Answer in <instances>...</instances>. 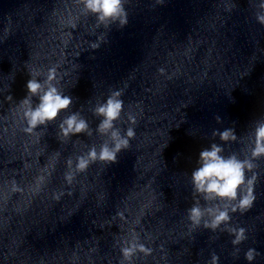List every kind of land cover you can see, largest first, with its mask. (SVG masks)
I'll return each instance as SVG.
<instances>
[{
	"label": "clouds",
	"instance_id": "9594fccd",
	"mask_svg": "<svg viewBox=\"0 0 264 264\" xmlns=\"http://www.w3.org/2000/svg\"><path fill=\"white\" fill-rule=\"evenodd\" d=\"M79 3L83 5L84 14L96 18L97 27L103 25L109 29L111 25L117 24L119 28H123L128 24V12L124 0H79ZM255 7L257 9L255 18L264 26V0H260ZM101 42H107L106 34H101L97 42H92L90 47L96 50ZM40 75L39 72L29 74L30 79L26 83L27 95L21 100L23 119L27 125L24 128L26 133H33L40 126L46 129L48 124L55 122L60 113L70 109L74 103L73 97L66 95L62 88L57 86L59 81L55 67L48 70L44 79H37ZM122 95L123 89L113 90L105 101H98L91 109L93 115L100 118L95 132L105 139L99 148L92 145L86 153L77 156L75 162L71 158L68 159L70 171L66 174V179L69 182L72 181L74 172L85 171L90 164L97 161L107 165L118 163V154L129 148L130 140L135 137L134 128L128 127L122 134L121 129L116 126L124 110ZM33 97L38 98V103H33ZM129 120L135 123L131 115ZM215 120L217 123H222L219 116H216ZM58 127V135L65 138L80 134L93 135V129L80 111L65 116ZM212 137H218L222 143L213 142L203 148L199 153L197 166L191 172L193 193L199 194L205 203L201 204L197 199L187 209V219L190 222V230L202 226L213 232L217 229L228 231L234 236L231 243L236 246L244 242L247 236L243 227L230 226L229 222L232 219L230 213L237 211L241 214L246 213L253 207L257 198L255 193L259 179L256 170L259 168L257 161L264 159V116L254 121L253 130L249 133L250 144L246 146L247 153L243 157L235 151L225 154L224 145L237 141L234 127L225 128L223 131L215 129ZM126 244L127 246L121 248L124 261L131 262L137 252L151 254V249L139 243L138 237H133ZM238 253L239 248L236 247L233 255ZM258 255L260 253L256 249L249 248L245 253V259L251 264ZM218 261L219 257L213 253L209 264H218Z\"/></svg>",
	"mask_w": 264,
	"mask_h": 264
}]
</instances>
